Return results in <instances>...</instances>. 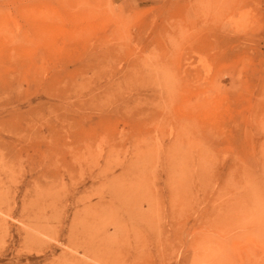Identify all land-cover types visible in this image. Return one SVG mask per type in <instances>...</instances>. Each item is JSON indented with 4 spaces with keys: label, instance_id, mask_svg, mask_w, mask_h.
<instances>
[{
    "label": "rangeland",
    "instance_id": "1",
    "mask_svg": "<svg viewBox=\"0 0 264 264\" xmlns=\"http://www.w3.org/2000/svg\"><path fill=\"white\" fill-rule=\"evenodd\" d=\"M0 264H264V0H0Z\"/></svg>",
    "mask_w": 264,
    "mask_h": 264
}]
</instances>
